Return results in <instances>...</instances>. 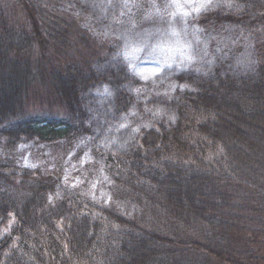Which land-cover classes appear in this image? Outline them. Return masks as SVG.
<instances>
[{"label": "trees", "instance_id": "16d2710c", "mask_svg": "<svg viewBox=\"0 0 264 264\" xmlns=\"http://www.w3.org/2000/svg\"><path fill=\"white\" fill-rule=\"evenodd\" d=\"M232 1L198 22L250 37L252 63L179 76L161 118L59 195L71 178L57 146L90 133L87 92L125 73L96 72L109 44L65 0H0V264H264V0ZM130 101L118 92L116 114ZM24 144L53 147V171L20 167Z\"/></svg>", "mask_w": 264, "mask_h": 264}, {"label": "rangeland", "instance_id": "374dc122", "mask_svg": "<svg viewBox=\"0 0 264 264\" xmlns=\"http://www.w3.org/2000/svg\"><path fill=\"white\" fill-rule=\"evenodd\" d=\"M232 2L65 0L69 8L83 18L89 35L109 44L108 54L102 51L96 54V72L116 74L121 71L125 73L126 82L118 88L100 84L87 92L86 122L91 125L90 133L77 136L79 139L73 143L57 146L64 153L59 168L71 178L62 183L64 187L59 190V195L65 189H84L81 183L86 181L84 175L101 171L100 152L125 151L141 128L161 118L163 112L158 104L165 106L163 98L185 87L184 83L177 81L179 76L194 74L204 77L216 63L227 60L230 55L234 58L229 68L235 72L239 67H236L237 63L251 60L250 37L241 43L244 34L237 33L235 27L224 28V33L215 34L216 31H206L198 22L205 12H231L235 7ZM204 5L207 7H202ZM238 45L241 53L243 51L241 55L236 48ZM87 51L88 47L83 50ZM118 92L127 93L131 98L132 105L124 115L116 114ZM50 148L53 147L40 149L36 145H18L14 160L26 170L53 171L48 165L52 160L47 158L48 153L53 154ZM2 149L0 146V154L5 155ZM34 155L40 158L34 160ZM98 179L103 181L101 176ZM93 186L88 193L90 197L105 202L109 200L107 190L98 189L97 192Z\"/></svg>", "mask_w": 264, "mask_h": 264}, {"label": "snow or ice", "instance_id": "6c2138e0", "mask_svg": "<svg viewBox=\"0 0 264 264\" xmlns=\"http://www.w3.org/2000/svg\"><path fill=\"white\" fill-rule=\"evenodd\" d=\"M202 7H207V5H204V6H202ZM197 10H199V9H197ZM126 55H128V54L126 53ZM166 66H168V65H166Z\"/></svg>", "mask_w": 264, "mask_h": 264}]
</instances>
